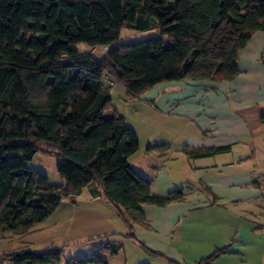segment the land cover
I'll return each instance as SVG.
<instances>
[{
    "label": "trees",
    "instance_id": "obj_1",
    "mask_svg": "<svg viewBox=\"0 0 264 264\" xmlns=\"http://www.w3.org/2000/svg\"><path fill=\"white\" fill-rule=\"evenodd\" d=\"M151 29L159 35L120 43L125 30ZM257 31H264V0H0V232L28 233L92 185L117 208L131 238L132 223L147 222L143 204L183 200V189L154 195L151 180L129 163L139 136L112 109L108 81L134 99L163 82L232 81L240 73V53ZM80 44L107 53L80 51ZM228 149L183 151L202 157ZM37 153L57 157L61 184L26 166ZM121 248L104 242L92 256L66 264H108L105 254ZM63 253L64 247L21 250L4 254L2 263L58 264Z\"/></svg>",
    "mask_w": 264,
    "mask_h": 264
},
{
    "label": "crops",
    "instance_id": "obj_2",
    "mask_svg": "<svg viewBox=\"0 0 264 264\" xmlns=\"http://www.w3.org/2000/svg\"><path fill=\"white\" fill-rule=\"evenodd\" d=\"M238 67L232 81L161 84L153 87L158 90L154 95L151 88L139 98L161 120L148 146L167 148L144 147L141 161L136 158L143 149L140 141L129 163L151 180L154 195L183 189V200L165 207L143 204L147 222L132 223L131 238L117 208L92 185L75 201L67 199L72 206H60L28 233L0 232V264H12L2 263L4 254L63 247L69 255L58 264H66L89 256L84 254L104 242L122 243L115 255L105 254L108 264H153L150 258L200 264L224 247L226 253L202 264H264V199H259L258 184L264 175V31H257L241 51ZM186 146L230 149L190 157L183 151ZM144 245L162 256L148 253Z\"/></svg>",
    "mask_w": 264,
    "mask_h": 264
},
{
    "label": "rangeland",
    "instance_id": "obj_3",
    "mask_svg": "<svg viewBox=\"0 0 264 264\" xmlns=\"http://www.w3.org/2000/svg\"><path fill=\"white\" fill-rule=\"evenodd\" d=\"M158 35H159V32L157 29H151V30L146 31V32H136V31H132V30H125L123 32V38L120 40V43L136 42L138 40H142V39H145L147 37H156ZM164 38L166 41H169L168 36H164ZM77 48L80 51H90L91 50L85 44H80L77 46ZM91 51L100 57L104 53V48H93ZM184 81L189 82L188 83L189 86L191 83H195V82H204L205 83V81H209L210 84L216 83L215 81H210V80L187 79ZM175 82H179V81H175ZM175 82H163V83H160L156 86L157 87L162 86L161 84L168 85L170 83H175ZM165 85H163V86H165ZM157 87H156V89H154V88L152 89L153 91L150 93V96L154 95V93L158 91ZM158 89H161V87H159ZM111 95H112V109L117 110L119 113L124 115L127 119V122L131 123L134 126L135 130L137 131V133L139 135L143 149L141 148L140 151H138L139 153H137L136 158H140L142 161L143 158L141 156V154H142L141 152H142V150H144V147H147L149 145V142H148L149 137H150V135H152L154 133V130L156 129L158 124L161 123V120L159 121L158 114L155 113L154 109H152V107L148 103H146L142 99H134V98L129 97V95L127 94V91L125 90V88L123 86L114 85L113 89L111 91ZM132 162L134 163L135 160L133 159ZM133 163H132V165H133ZM25 164L27 167H29L31 169H35L37 171H40V172L46 174L49 177L50 183H52V184H61L63 182V180L61 179V177L57 173V168H56L57 167V157L56 156L47 155L44 153H37L33 159L26 160ZM64 202H66V203H64ZM61 206H72V205H71L69 200L67 201V199H65ZM251 206H255V203L252 202ZM89 247H90L89 245H86V247L78 248L76 250L83 251ZM87 253L88 254H84V255H89V256L93 255L92 252H87ZM67 255H69L68 252H65L63 254V260H65ZM89 256H87V257H89ZM149 260L153 264H154V262H160L162 264H165V262L163 260H160V259H151L150 258Z\"/></svg>",
    "mask_w": 264,
    "mask_h": 264
},
{
    "label": "built area",
    "instance_id": "obj_4",
    "mask_svg": "<svg viewBox=\"0 0 264 264\" xmlns=\"http://www.w3.org/2000/svg\"><path fill=\"white\" fill-rule=\"evenodd\" d=\"M106 53H107V48H104V54ZM258 184L260 189L259 199H264V175L259 178Z\"/></svg>",
    "mask_w": 264,
    "mask_h": 264
}]
</instances>
